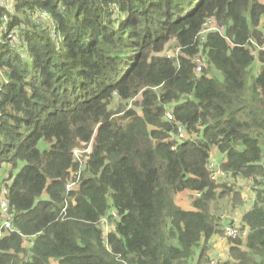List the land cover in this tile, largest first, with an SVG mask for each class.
Instances as JSON below:
<instances>
[{"label": "trees", "instance_id": "1", "mask_svg": "<svg viewBox=\"0 0 264 264\" xmlns=\"http://www.w3.org/2000/svg\"><path fill=\"white\" fill-rule=\"evenodd\" d=\"M208 21L222 34L202 35ZM261 28L264 0L0 6V173L14 230L0 239V264H210L225 229L211 205L244 204L211 180L212 149L226 178L251 181L254 194L240 218L247 233L228 239L224 264H264ZM183 193L190 210L175 202Z\"/></svg>", "mask_w": 264, "mask_h": 264}, {"label": "rangeland", "instance_id": "2", "mask_svg": "<svg viewBox=\"0 0 264 264\" xmlns=\"http://www.w3.org/2000/svg\"><path fill=\"white\" fill-rule=\"evenodd\" d=\"M15 1L16 0H0V6L6 8V10H8V12L11 14L13 12ZM36 22L38 24L39 23L45 24L46 21L45 20H36ZM214 26H215L214 23H210L206 27L208 29V28H213ZM206 27H204V29H206ZM261 31L264 33V28H261ZM176 54H177V50L175 49V45L173 43L168 44L165 48L164 55L172 58ZM197 64L199 66H201L202 63L200 61H197ZM252 70H253V75H256L259 71V64L257 62V59H256V62L254 64ZM216 77H218L217 74H216ZM138 100H139V98L136 99L134 102H138ZM134 102L130 103L128 107L134 109L136 112H139L138 107L134 106ZM111 109L113 111H116V109H117L116 104H112ZM78 151L74 152V160L75 161H78V160L82 161V159L85 158L84 157L85 154H88L90 152V147H88L84 150L82 149V150H78ZM221 158H222L221 155L219 154V152L216 149L211 150L210 166H211V169L213 171L219 169L218 163H219V160ZM216 182L219 184H226V186L228 188L234 187L236 191L241 193L242 200H243L244 204H243V207L241 209L237 210V209H234L233 205L230 203V201L228 199H219L217 202H214L211 205L210 213L213 214L215 217L220 218V222H221L222 226H224L225 228L228 224L231 223V224H234L235 227L240 230L241 229V225H240L241 213L244 210L250 209V207L252 206V204L247 201L252 194V192H251V188H252L251 181L250 182H245L242 180L230 181L229 179H227L224 176V177H217ZM5 183H8L7 182V175H5V173H0V198L2 196L1 194L4 191L3 187H4ZM43 198H45V197H43ZM175 202L178 205V207H180L181 209H184V210H190L191 209L189 198H188V195L186 193L177 195L175 197ZM101 224L102 225H100V227L103 229L104 234H107V232L110 230L109 224L105 221L102 222ZM224 231H225V229H224ZM224 235L225 234H223V236H220V237H215L209 245V249H210L209 250V260H210V262H213V264H224V263L228 262V260H229L228 251H227L228 239H226L224 237ZM28 244H29V242L26 241L24 243V247H27Z\"/></svg>", "mask_w": 264, "mask_h": 264}, {"label": "built area", "instance_id": "3", "mask_svg": "<svg viewBox=\"0 0 264 264\" xmlns=\"http://www.w3.org/2000/svg\"><path fill=\"white\" fill-rule=\"evenodd\" d=\"M32 18H33V20H47L48 16L46 15V13H35L32 15ZM5 23H6V18H3V24H5ZM210 23H213V21H208L204 27H206ZM206 29H207V27H206ZM206 29L203 30L202 35H205L209 32H218L219 34H222V30H218L215 26L213 28H208L207 30ZM258 50L264 53V44L260 48H258ZM195 73H196V75H198V73H200L199 67L196 68ZM165 117H166L167 121L173 122V116L168 109L166 111ZM186 138L187 137H186V133L184 132V128L182 126L176 127L175 134L172 137V139L175 142L180 143ZM74 152H73V158H74ZM77 162L82 163L81 160H78ZM81 170H82V168H81ZM81 170H80V174H81ZM209 171L211 173L210 178L213 181H216L217 177H224L225 176V173L220 169L213 171L211 169L210 164H209ZM80 174L77 173V174L73 175L71 182L65 186L66 192H69L70 190L74 189L77 186V184L80 180V178H79ZM6 194L7 193L4 189L3 193L1 194L2 196L0 198V239H2L5 236H8L14 232V230L12 228V216L8 213V204H7V201L5 200ZM252 194H253V192H252ZM252 194H251L250 198L247 200L251 204L254 203V194L253 195ZM64 210H65V208L62 209L63 213H64ZM246 233L247 232L245 230H242V229L239 230L238 228H236L234 224H229L225 228L224 237L226 239H236L240 236L244 237L246 235ZM210 264H213V262H210Z\"/></svg>", "mask_w": 264, "mask_h": 264}, {"label": "crops", "instance_id": "4", "mask_svg": "<svg viewBox=\"0 0 264 264\" xmlns=\"http://www.w3.org/2000/svg\"><path fill=\"white\" fill-rule=\"evenodd\" d=\"M240 218H241V216H240Z\"/></svg>", "mask_w": 264, "mask_h": 264}]
</instances>
